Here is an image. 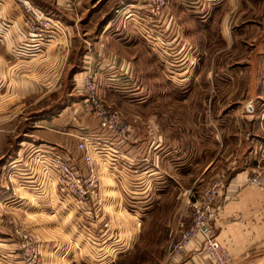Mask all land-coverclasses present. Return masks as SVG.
Masks as SVG:
<instances>
[{
	"label": "crops",
	"instance_id": "1",
	"mask_svg": "<svg viewBox=\"0 0 264 264\" xmlns=\"http://www.w3.org/2000/svg\"><path fill=\"white\" fill-rule=\"evenodd\" d=\"M27 1L40 8L49 20L68 29L78 28L79 12H87L86 16H88L100 2V0ZM201 1H194L195 6L199 2L200 5L193 11H187L190 15L196 16L194 19L198 18L195 20L196 23L192 22L189 26L187 23L186 26L188 30L186 39L191 43L198 44L199 40L208 45V41L214 43L218 38L217 40H222L226 45L223 49L231 47L232 43L236 42L242 45V41L247 43L246 47L251 46V42L247 41V33L251 28L247 26V21H250L247 20V15L251 13L260 15L261 27H256L258 24H254L253 27L256 31L253 53L257 50L260 54L257 69H253L252 66L250 68L254 73L252 74L254 84L249 79L251 74L247 72V68H241L237 72L231 71L229 75L237 79L241 77L243 86L238 88L239 94H242L240 96L246 93L264 95V77L263 72H260L264 69V15H262L264 0ZM220 8L224 9L225 14L210 18L211 13ZM168 11L176 13V16L178 13L177 17L182 22L185 20L178 0H168ZM24 18L25 12L18 0H0V264H23L18 231L26 230L28 224L32 229L30 231L34 233L30 232L31 235L37 240L38 245L40 244L41 249L43 248L37 264H106L101 255L104 251L112 252V255L122 253L127 251L130 245L119 248V245L111 243L101 247L103 245L99 244L101 241L94 239H100L107 234L108 236L120 234V230L123 229L127 232L126 236L133 241L138 235L141 219L148 216V225L150 221L163 220L158 210H150L151 205L161 206L163 210L166 206L164 200L155 202L152 200L153 194H148L151 188L150 174L156 177L153 180L154 186L161 184L160 180L165 182L167 179V182L172 184L174 181L171 175L174 174L175 183L181 189L180 193L182 190L205 186L210 178L206 179L204 175L209 169L214 170V159L210 162L206 161L209 163L202 171L194 170L198 174L192 179L190 176L193 170L187 173L182 169L184 158L181 153L188 141L191 142V151L192 140L213 141V134L208 133V125L213 122L198 116V102L182 98L176 103L178 108L175 105L172 108L183 110L189 105L192 108L190 117L183 116L184 113L159 115V117L151 114L146 118L142 117L130 107L131 104L125 103L126 98H120L116 94V87L122 85L126 87L129 84L128 78L133 69L129 70L127 61H130L123 54L117 50L115 51L118 53L109 50L107 47L110 44L109 38H102L98 42L94 39L83 40L82 69L72 74L71 38L63 37L57 41V44L53 39L48 40L40 51L37 40L26 36L23 28ZM169 24L161 29V32L168 31ZM173 26L175 29L177 23ZM235 26H238L237 30H233ZM258 28L260 32H257ZM174 29L170 30L174 32ZM218 29L221 36H218L216 31ZM196 30L199 32L195 33ZM179 37L180 33L177 38ZM181 40L185 41L183 37ZM181 40L178 42L177 39L174 40L175 50L181 45ZM217 44L220 42L218 41ZM166 51L169 53L170 50ZM251 56V54L244 56L238 61L233 59V62L247 63ZM207 64L212 67L204 77L209 78L210 72L214 77L218 75L217 73L220 75L227 73L224 68L219 72L211 62V58L207 59ZM96 69L99 85L100 78L117 75L115 78H106V84L115 85H106L107 88H111L108 92L115 103L111 100L110 103L106 101L102 92L99 97L105 106L121 112L130 126L131 138L122 146L117 144L111 132L101 129L99 121L84 110L85 96L80 89L86 74ZM122 80L124 82H121ZM224 87L234 90L235 85L227 84ZM216 88L218 89V85ZM27 102L31 103L27 104ZM161 103L163 106V102ZM164 103L166 105V102ZM202 105L205 106V103L202 102ZM252 105L253 102H250L245 106L249 113ZM28 107L33 109L32 113L29 116H19V113ZM17 117L21 119L15 120ZM215 120L223 125V129L228 121L224 116ZM163 125L175 126V128H162ZM190 125H194L196 131L186 132L187 128L185 129L184 126ZM200 125H206L205 133L198 132ZM172 129L174 132L171 131ZM78 138H84L88 142L91 157L96 164L98 186L90 201L77 206L81 210L78 213L79 220L89 228L83 224L84 229L76 230L71 224L67 225L57 220L58 216L65 215V211L60 212L63 205H60L59 200L67 195L59 190L46 164L41 160L43 155L47 158H50V155L64 156L80 173H84V154L78 150ZM174 147V157L178 158L175 160V167L172 166L171 169L167 164H172L169 150ZM194 147L196 151L195 144ZM129 163L134 170L130 171L131 173L125 172L123 168ZM254 163L246 167V163L242 160L229 162L215 173L216 175L227 173L228 180L219 198L221 200L219 217L223 224L215 226L214 234L217 242L232 257L233 264H264V197L258 189L244 185L254 169ZM164 172L169 178L162 177ZM123 174L127 176V183H122ZM120 178L122 181L118 185L115 181L118 182ZM159 187L166 190L168 185ZM137 188L141 190L137 191L141 194L136 191H132L135 194L130 193ZM121 189H125L127 194L122 193ZM184 200L185 195L183 200L181 198L182 202ZM66 210L69 211L67 207ZM43 213H47L50 217L44 218ZM55 220L56 224H51V221ZM147 233L149 234V231ZM177 234L178 232L173 238ZM78 235H85L89 238L88 242L95 245L94 252L98 251L94 253H97L95 258L93 256L87 258L86 253L90 252V246L88 247L86 241L79 243L74 239L79 237ZM149 235L153 240L156 238L153 234ZM200 242L201 239L198 238L188 245L183 256L173 264H208V258L200 250ZM164 256L165 251L161 264ZM115 261L114 264H117Z\"/></svg>",
	"mask_w": 264,
	"mask_h": 264
},
{
	"label": "rangeland",
	"instance_id": "2",
	"mask_svg": "<svg viewBox=\"0 0 264 264\" xmlns=\"http://www.w3.org/2000/svg\"><path fill=\"white\" fill-rule=\"evenodd\" d=\"M194 1L196 0H178L179 7L183 10L182 16L183 19H185L183 22L178 19V13L176 16V13H170L168 11L167 4V8L165 10V22L168 23V21H170V28L168 31L164 32H161L160 30V34L157 33L155 24V27L147 25L151 29V35L149 34L150 31H148L146 27H142L145 24L144 22H141L142 18L148 16L146 12H142L137 15L138 23L131 20V18L135 16V13L134 11L129 10V8L124 9L121 14L117 13V10L121 7L126 5H135L139 2V0H100V2L93 8V12L89 13L88 16H86L87 12L78 13L80 21L77 29H68V27L65 28L64 26H61V31L57 28H53V34H45L37 31V34H40L41 36L33 37L30 35V30L24 25L25 19L23 20V28L28 38L37 40L40 51L43 50V45L46 44L48 40L53 39L54 43L57 44L59 39H62L63 37H70L72 41L70 48L72 55V74L74 70L80 71V69H82L83 52L81 45L84 44L83 40L94 39L98 42L102 38H109L110 44L107 46L109 50L111 52L114 51L116 53L119 52L120 54H123V56L129 59V61L133 64L132 66V64L127 61V64L129 63V70L133 69L130 77L128 78L130 82L126 85V87H124L125 85H122V83V86L116 87L117 89L114 87L116 94L119 95L120 98H126L125 103L131 104V106H129L134 108L135 112L139 113L144 118L151 114L159 117V115H176L178 113H184L183 116L190 117V112L192 111L191 106L187 105V107L183 108V110L173 109L172 107L174 105L176 106V103L182 99L198 102V116L200 118H208L211 122H213V124L208 125V133L213 134L214 137L212 136L213 141H206L203 139L198 142H194V140H192V151L191 142L188 141L181 153L182 158H184V165L182 169L183 171H187V173H191L190 170H193L192 175L190 176V178L193 179L198 174L194 170L202 171L207 166V163L213 161L214 159V170L209 169V173L206 172L204 175L206 179H211V177L213 178L216 176L215 173L220 167L223 165L226 166L229 162L234 163V161L242 160L243 163H246V167L252 165L259 159V155L261 153L260 149H264V95L260 93H246L244 96H240L242 94H239L238 88L243 86V82L240 80L241 77L240 79H237L229 75L231 71L237 72L240 71L241 68H247V72L251 74L249 79L252 84H254V78H252V74L254 73L250 70V68L252 66L253 69H257V61L260 54H258L257 50L253 53V49H255L253 44L256 41L254 40L256 31L253 27L254 24H258L256 27H261L262 21L260 20L261 17L260 15L258 16V14L251 13L250 15H247V20H250L249 22L247 21V26L251 27L250 31L247 33V41L252 44L248 47H246L247 43L242 41V45L239 42H236L234 44L232 43L231 47L223 49L226 45L223 44L222 40H217L218 38H216V42L214 43L208 41V45L203 44L199 40L197 41L198 44L191 43L186 39V32H188V30H186V26L187 23L188 26L192 22L196 23L195 20L198 18L194 19L196 16L190 15L187 11L195 10L200 5V2H202L200 0L199 4L195 6ZM219 14L223 16L225 14L224 9L220 8L214 10L211 13L210 18ZM129 15H132V17L130 18ZM128 16L129 19H127ZM205 16L206 15H204V17ZM88 20L89 22H87ZM175 23H177V27L174 29L173 25ZM172 28L174 29V32L170 30ZM237 28L238 26H235L233 30H237ZM144 31L148 32V35H145ZM216 31L218 32V36H221L220 30L218 29ZM198 32L199 30L195 31V33ZM257 32H260L259 28L257 29ZM179 33L180 37L177 38ZM237 36L238 35H236V37ZM164 37H167V39L163 40V44L157 43V38L161 39ZM182 37L185 41L181 40ZM76 39L78 40L75 41ZM176 39V42L181 40V45L177 46L175 50L173 46L175 44L174 40ZM218 41L220 44H217ZM166 48L170 50L169 53H167ZM120 49L123 51L120 52ZM192 52H194L193 55ZM177 54L178 56H176ZM250 54L252 55L249 58L250 62H248L249 60L247 63H245V61H241L239 63L233 62V59H235L234 61H238L239 58L243 59L244 56H250ZM208 58H211V62L215 65L214 67L218 68L219 72H221L222 68H224L227 73H222L223 75L217 73L218 75L214 77L210 72L209 78L204 77L206 72L212 67L207 64ZM244 63L247 66H245ZM97 67L98 66H96V68ZM260 72H263L264 77V69L262 71L260 70ZM94 73H97V69ZM196 75L197 77H194ZM116 76L117 75L104 76L100 78V85L98 82V96L102 92L105 95L104 98L109 103L112 96H110L108 89L111 90V88H107L106 85H115L111 82H109L111 84H106V78H115ZM121 82L124 81L122 80ZM227 84H230L231 86L235 85L234 90H230L231 88L226 89L224 86ZM216 85H218V89L216 88ZM161 102H163V106ZM164 102H166V105ZM202 102L205 103V106L202 105ZM250 102H253L251 113H249L247 108H245V106ZM28 103L31 102H27V104ZM176 107L178 108V106ZM32 110L33 109H31V107H28L19 113V116H29V114L32 113ZM220 116H224L228 119L225 123L226 126H224V129L223 125L219 124L218 121L215 120ZM20 119V117H17L15 120ZM163 127L175 128V126L167 125H163L162 128ZM184 127L185 129L187 128L186 132L196 131L194 125ZM206 128V125H200V130H198V132L205 133ZM171 131L174 132V129ZM223 135L225 136L223 137ZM194 144L196 145V151L194 149ZM174 149L175 147L169 150V153L171 154L169 157H171L172 164L168 163L167 165H169L171 169L175 167V160L178 158L174 157ZM196 153L199 155H195ZM50 157L53 156L50 155ZM206 161L209 162L206 163ZM197 162L199 164L196 165ZM254 164V168H256V163ZM124 171L130 172L134 170L132 168L129 170L124 169ZM167 175L168 174L164 172L162 177L169 178ZM123 177L124 181L120 178L119 181H115V183L118 185L121 184L119 183L121 181L122 183H127L126 174H123ZM149 177L151 188L148 190V194H153L152 200L155 202L164 200L163 203L166 204L164 210L158 205L157 207L151 205L150 210H158L159 213L162 214L161 217L163 220L161 222L159 220L150 221L149 226L148 216H146L145 219H141L142 222H140V226L138 227V235L134 237L133 241L129 236H126L127 232H124L123 229L120 230V234L112 236H108L107 234L103 235V237L100 238L101 240L94 239L101 241L100 243L98 242L99 244H103L101 247H104V245H110L111 243L119 245V248H126L127 245H130L129 249L122 253H114L112 255V252L110 253L109 251H104L101 254L103 256L104 263L114 264V261L116 260L115 262H117V264H161L164 251L166 250L168 243L173 239L174 234L179 231L180 228L178 220L181 215V198L182 200L184 199V194L187 190H182L180 193L181 189L179 188L180 186L175 183L176 178L174 174L171 175V179L174 181L172 184L168 183L167 179L165 182L160 180L161 184H157L156 186H154L153 181L156 177L152 174H150ZM152 177H154V179H152ZM187 182L188 181H186V183ZM163 185H168V187L165 188L166 190L159 187ZM162 190L164 192H162ZM121 191L122 193L124 192L125 195L127 194L125 189H121ZM132 191L137 192L141 190L139 188L133 189L130 192L133 194L134 192ZM179 194H181V196ZM68 200H70L69 203ZM59 201L61 203L60 205H63L60 212L65 211V215L58 216L57 220L61 221V223L64 222V224L67 225L71 224L73 228H76V230L84 229L85 223L79 220L78 213H80L81 210L77 207L78 205H75L76 203L69 196H65L64 199L61 198ZM130 201L131 200L129 199V202ZM66 207L69 211L66 210ZM42 216L44 218L50 217L47 213H43ZM52 223L56 224V220L51 221V224ZM85 226L89 228L88 225ZM25 229L28 230L29 233H33L30 231L32 230L30 224H28ZM148 231L149 234L156 236L154 240L147 233ZM78 236L79 237H74V239L78 240L79 243H84L86 241L88 243V247L90 246V252L88 251L86 253L87 258H91L90 256L95 258L97 253H94L98 252H94L93 248L95 245L88 242L89 238L85 237V235ZM39 247L41 249V246ZM96 247H98V245ZM41 250L43 251V248Z\"/></svg>",
	"mask_w": 264,
	"mask_h": 264
},
{
	"label": "built area",
	"instance_id": "3",
	"mask_svg": "<svg viewBox=\"0 0 264 264\" xmlns=\"http://www.w3.org/2000/svg\"><path fill=\"white\" fill-rule=\"evenodd\" d=\"M18 1L23 6L25 12L24 25L30 30L31 36H41L37 34V31L53 34V28L61 31V25L49 20L38 7L27 0ZM167 4L168 0H139L135 5L121 7L117 13L121 14L124 9L129 8L135 13L133 17L129 15L130 18L132 17L131 20L138 23L137 15L146 12L148 16L142 18L141 22L145 23L142 27H146L151 35V29L148 26L155 27L156 25L157 33L160 34L159 31L170 23V21L165 22ZM144 34L148 35V32L144 31ZM166 39L167 37L157 38V43L163 44V40ZM80 90L85 96L84 110L99 121V127L111 132L119 146L129 142L131 129L123 115L105 106L98 96L97 73L88 72ZM78 140V150L84 154V173H80L64 156L55 155L47 158L43 155L41 162L46 164L47 170L55 178L59 190L80 206L93 198L98 186V175L87 140L84 138H78ZM260 151L256 168L248 176L244 185L258 189L264 197V149H260ZM123 168L129 170L132 169V165L130 163L125 164ZM227 180V174L221 173L211 178L204 187L188 189L185 192V200L182 202L181 215L178 220L180 229L177 236L170 240L166 247L163 264H173L178 261L183 256L185 248L198 238L201 239L200 250L208 258V264H233L232 257L217 242L214 234L215 226L223 224L219 217L221 207L219 198L226 187ZM18 238L23 264H37L41 255L37 241L28 231L24 230L18 231Z\"/></svg>",
	"mask_w": 264,
	"mask_h": 264
},
{
	"label": "trees",
	"instance_id": "4",
	"mask_svg": "<svg viewBox=\"0 0 264 264\" xmlns=\"http://www.w3.org/2000/svg\"><path fill=\"white\" fill-rule=\"evenodd\" d=\"M78 72L77 70H74V73Z\"/></svg>",
	"mask_w": 264,
	"mask_h": 264
},
{
	"label": "water",
	"instance_id": "5",
	"mask_svg": "<svg viewBox=\"0 0 264 264\" xmlns=\"http://www.w3.org/2000/svg\"><path fill=\"white\" fill-rule=\"evenodd\" d=\"M123 1H128V0H123Z\"/></svg>",
	"mask_w": 264,
	"mask_h": 264
}]
</instances>
